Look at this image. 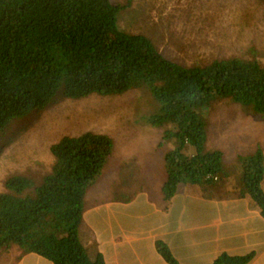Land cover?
Returning <instances> with one entry per match:
<instances>
[{
  "label": "trees",
  "instance_id": "1",
  "mask_svg": "<svg viewBox=\"0 0 264 264\" xmlns=\"http://www.w3.org/2000/svg\"><path fill=\"white\" fill-rule=\"evenodd\" d=\"M264 3V0H261ZM132 0H0V141L14 123L47 108L59 96H122L147 91L154 102L148 117L169 126L163 140L162 200L180 184H212L225 173L220 151H207L206 112L229 98L264 114V63L230 57L185 66L163 56L143 35L118 27V14ZM113 139L85 132L49 146L50 172L36 183L26 175L5 179L0 192V253L17 259L36 254L53 264H105L91 258L79 239L85 195L112 157ZM240 184L264 218L262 155L239 157ZM168 264H178L156 243ZM253 255L221 254L212 264H248Z\"/></svg>",
  "mask_w": 264,
  "mask_h": 264
},
{
  "label": "rangeland",
  "instance_id": "2",
  "mask_svg": "<svg viewBox=\"0 0 264 264\" xmlns=\"http://www.w3.org/2000/svg\"><path fill=\"white\" fill-rule=\"evenodd\" d=\"M114 1L124 4V0ZM117 23L121 31L145 36L163 56L185 66L205 65L230 57L264 63V3L261 0H132L118 14ZM154 109L151 95L142 89L130 90L122 96L92 95L80 100L59 96L44 110L14 123L0 141V192L4 190L5 179L12 175H26L40 182L51 169L53 159L49 146L63 136L85 132L108 135L116 144L119 153L115 154L114 145L112 157L105 166L106 173L124 159L118 165L113 195H121L119 188L124 184L129 188L127 192L140 188L147 183L140 170L152 177L157 164L161 165L162 182L163 155L173 144L162 138L169 126L155 127L148 123ZM253 115L264 116L254 112L251 106L223 98L211 103L205 117L206 124L208 121L210 124L212 117ZM207 144L205 149L209 150ZM239 161L236 157L230 170L240 175ZM129 173L133 174L132 179L127 177ZM155 184L149 182V186ZM102 185L104 196L108 186ZM97 195L98 191L94 190L93 196ZM0 254L16 258L18 250L12 248L9 253Z\"/></svg>",
  "mask_w": 264,
  "mask_h": 264
},
{
  "label": "crops",
  "instance_id": "3",
  "mask_svg": "<svg viewBox=\"0 0 264 264\" xmlns=\"http://www.w3.org/2000/svg\"><path fill=\"white\" fill-rule=\"evenodd\" d=\"M253 116L212 117L207 122V151L222 153L225 174L212 184H180L168 202L162 200L165 176L161 182L160 164L152 177L140 170L147 183L128 192L121 185L118 196L113 195V182L124 159L109 173L105 168L85 195L79 239L88 255L100 254L105 264H168L156 248L161 242L178 264H212L221 254L253 255L248 264H264V218L243 190L239 173L230 170L236 157L260 151L264 194V116ZM151 181L156 184L149 186ZM103 183L108 186L104 196ZM94 190L100 199H94ZM8 257L0 254V264H53L36 254Z\"/></svg>",
  "mask_w": 264,
  "mask_h": 264
}]
</instances>
